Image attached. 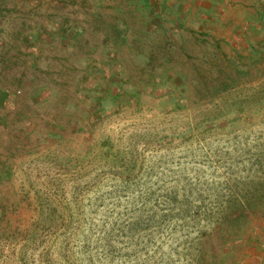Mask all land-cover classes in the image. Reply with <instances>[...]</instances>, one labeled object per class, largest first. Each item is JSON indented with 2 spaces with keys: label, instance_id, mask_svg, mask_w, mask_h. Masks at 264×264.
<instances>
[{
  "label": "rangeland",
  "instance_id": "374dc122",
  "mask_svg": "<svg viewBox=\"0 0 264 264\" xmlns=\"http://www.w3.org/2000/svg\"><path fill=\"white\" fill-rule=\"evenodd\" d=\"M0 264H264V0H0Z\"/></svg>",
  "mask_w": 264,
  "mask_h": 264
},
{
  "label": "trees",
  "instance_id": "16d2710c",
  "mask_svg": "<svg viewBox=\"0 0 264 264\" xmlns=\"http://www.w3.org/2000/svg\"><path fill=\"white\" fill-rule=\"evenodd\" d=\"M149 196H150L149 193L146 194V192H144V191L143 192H139L137 194V196L135 197V201L132 203V208H133L134 203H137L138 207H142L143 208V210H141L142 213H143L142 217H140L138 215V216H135V218L133 220L135 224H141V225H143V227H145V228L142 229L143 231L130 230V231H126V232H118L116 234H111V232H103V233L101 232L100 233V236L98 237V239H96V241H97V246L96 247L99 248V252H100V254L102 255L103 258H105V256L108 255V254H110V256H113L112 255L113 253H115V255L119 254V251H120V250H116V248L113 249V246L109 245L110 243H109V239L108 238H113V237L115 238L117 236H120L119 238H122L123 240H125L124 242H122V244H123V248L122 249H124V250H125V248H127V244L129 242H131V240L133 238H135L136 240H139V242L137 241L135 243V246H137V245L143 243V241H145L142 244V246L140 248H138V250H135V252H142L143 250L145 252L146 251L145 245L154 243L157 240V238L161 237L162 235H166L167 238H171L172 233L174 232L173 230L176 227H177V229L186 228L187 225H186V223H184L186 221V217L193 218V217L199 215L197 210H194L191 213L190 212H185V210L183 211L182 210V206L184 207V204H182V201L175 200V196H174L172 199H168V201L173 200V202H174V204H172V206H170L172 208L168 209V210H171V211L173 209H175L174 215L173 216H167V214H165V215H160V216H158L156 218L154 213H148V209H146L148 207L147 205H150V203L151 204L155 203V201L151 200V198ZM165 201H167L166 197L164 199H162V204L165 203ZM177 202H179V203H177ZM137 208H136V206H134L132 211L136 210ZM235 210H239V213L236 216H234L233 218H231L232 221L237 220L241 215H243V213L241 211L245 210V212H246V211H248L250 209H249L248 206L242 207L239 204H236L235 205ZM203 214H204L203 220H205L204 221V223H205L204 226L213 224L214 228H212V231L215 230L216 232L220 231L222 224L227 219V216H225V214H222V215L221 214H217V215H215L213 217L207 215L206 213H203ZM198 218H199V216L196 218L197 221L199 219H201V218H199V219ZM172 219H174V221L172 222L173 223V225H172L173 230L172 231L161 233L160 231H158V229L155 230V228H156L155 226L156 225L170 223L172 221ZM175 220H176V222H175ZM177 221H178L179 224H177ZM174 223H176V224H174ZM150 227H154L153 228L154 230H149ZM209 234L210 233H205V231H204L203 232V239L206 238ZM125 256L127 257V254H125V255L123 254V257H125Z\"/></svg>",
  "mask_w": 264,
  "mask_h": 264
}]
</instances>
